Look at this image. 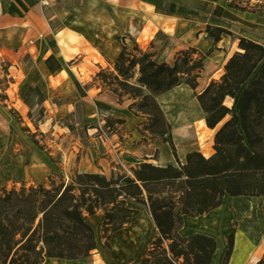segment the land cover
Segmentation results:
<instances>
[{
	"label": "trees",
	"instance_id": "obj_1",
	"mask_svg": "<svg viewBox=\"0 0 264 264\" xmlns=\"http://www.w3.org/2000/svg\"><path fill=\"white\" fill-rule=\"evenodd\" d=\"M220 1L242 13L264 11L241 2ZM205 33L214 44L222 36H230L223 29L209 26ZM237 49L223 66L219 80L197 92L208 53L188 48L175 55L172 65H166L153 62L150 55L136 49L122 48L113 72L100 71L96 78L118 102H132L130 113L145 118L138 133L168 145L176 160L170 126L155 99L185 85L202 111L206 129L214 132L213 156L205 159L190 152L183 166L176 163L177 167L160 168L143 163L132 168L129 176L112 175L110 179L76 172L65 182L58 173L47 177L44 184L20 183L19 187L1 190L0 264L88 258L95 251V241L86 219L102 214L101 234L108 248L110 236L137 214L127 208V203L147 210L158 235L139 264H210L215 241L202 235L180 237L184 218L195 219L217 210L224 197L263 199L264 216V49L244 39H238ZM226 99L237 100L236 108H227ZM114 124L123 122L109 120L104 127L110 129ZM28 137L37 147L34 135ZM226 245L222 264H228L231 258L233 232ZM256 264H264V245Z\"/></svg>",
	"mask_w": 264,
	"mask_h": 264
},
{
	"label": "crops",
	"instance_id": "obj_2",
	"mask_svg": "<svg viewBox=\"0 0 264 264\" xmlns=\"http://www.w3.org/2000/svg\"><path fill=\"white\" fill-rule=\"evenodd\" d=\"M207 26L223 29L230 36L224 35L214 44L205 33ZM238 39L264 49V11L242 13L220 0H0V63L7 80L3 89L6 101L2 104L26 116L33 111L25 103L32 94L28 91H36L42 97V117L36 124L42 135L60 128L61 117L76 118L78 128L92 133L106 121H122V125L114 124L117 130H110L109 139L102 143L105 154L130 168L143 163L176 167L178 159H174L168 145L138 133L145 119L129 112L132 102H118L101 88L96 76L100 71L113 72L122 48L136 49L150 55L153 62L166 65H172L177 53L193 48L203 55L208 53L197 82L199 92L222 76L226 61L238 52ZM136 79L137 74L132 84ZM181 86L155 99L170 126L175 156L197 152L208 159L214 153V132L206 129L203 114L197 123L174 126L169 120L171 110L164 109L172 105L173 93ZM190 95L194 98L192 91ZM182 161L185 157L179 159L181 166ZM226 198L228 202L251 199L224 197L217 210L195 219L184 218L178 231L182 238L202 235L215 241L210 264H222L227 248L223 237H212L210 224ZM127 208L137 214L126 227L112 234L109 248L100 242L98 230L92 228L95 251L88 258L48 259L42 264H139L158 235L145 208L133 203H127ZM259 258L252 260L249 249L240 253L235 241L228 264H256Z\"/></svg>",
	"mask_w": 264,
	"mask_h": 264
},
{
	"label": "rangeland",
	"instance_id": "obj_3",
	"mask_svg": "<svg viewBox=\"0 0 264 264\" xmlns=\"http://www.w3.org/2000/svg\"><path fill=\"white\" fill-rule=\"evenodd\" d=\"M231 1L249 4L252 8L256 6L261 10L264 9V3L257 4L256 0ZM260 67L261 65L254 72L252 79L257 76ZM4 76V65L0 63V191L9 190L14 186L19 187L20 183L34 186L44 184L47 177L58 173L62 174L65 182H68L69 175L76 172L97 174L106 179H110L112 175L129 176V171L132 169L129 164H119L114 161L109 154H105V150L101 147L102 143L109 139L110 130H117V127L113 125L108 130L103 126L97 132L92 133L88 132L90 130L87 128H78L76 118L61 117L62 125L60 126L62 128L42 135L36 128V124L42 117V110L39 108L42 97L36 91L29 90L28 95L32 94L25 103L33 111L26 116H19L12 107L2 104L6 101L3 89L7 80ZM143 92L146 94L145 91ZM236 104L237 100L226 99L224 101L227 108H236ZM7 107L9 110L6 109ZM174 107L178 108L175 102ZM145 123L146 121L143 124ZM29 135H34L37 147L31 143ZM188 153L176 154L178 166H181L179 159ZM156 157L157 152L153 155L154 159ZM239 200L228 202L226 198L223 209L215 213L210 223L211 235L214 239L223 237L226 243L228 235L233 232L234 242L236 241L240 253L249 249L250 257L254 260L256 257H261L264 245V216L261 212L263 201L260 198ZM101 215L98 212L94 215L95 218L94 216L90 217L91 219L88 217L86 222L92 226L91 229L98 230L99 240L104 244L101 234L103 223ZM96 216L101 217V220L98 221Z\"/></svg>",
	"mask_w": 264,
	"mask_h": 264
},
{
	"label": "bare ground",
	"instance_id": "obj_4",
	"mask_svg": "<svg viewBox=\"0 0 264 264\" xmlns=\"http://www.w3.org/2000/svg\"><path fill=\"white\" fill-rule=\"evenodd\" d=\"M190 88L182 85L180 88L175 89L172 99V105H165V110H171L169 120L174 126L185 125L188 122L197 123L200 120L202 111L195 98L190 95ZM174 102L178 104V108L174 107ZM179 135V133H178ZM177 136V135H176ZM188 134H184L186 138ZM176 146H180L179 142H176ZM183 165L185 161H182Z\"/></svg>",
	"mask_w": 264,
	"mask_h": 264
}]
</instances>
